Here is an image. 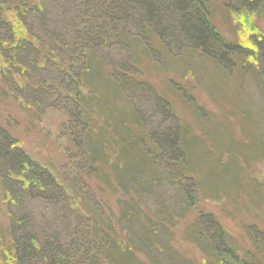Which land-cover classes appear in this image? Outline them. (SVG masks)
I'll return each instance as SVG.
<instances>
[{"label":"trees","instance_id":"16d2710c","mask_svg":"<svg viewBox=\"0 0 264 264\" xmlns=\"http://www.w3.org/2000/svg\"><path fill=\"white\" fill-rule=\"evenodd\" d=\"M59 1L52 20L44 0H0V29L7 33L0 35V99H19L38 116L48 109L61 112L62 135L70 144L65 156L72 171L113 188L124 199L118 202L116 219L106 216L94 193H84L88 185L72 183L67 175L57 178L0 125V195L8 216L7 229H0L1 252L6 264H143L135 251L157 238L146 202L163 183L162 176L175 178L172 182L183 201L194 207L195 192L206 190L200 184L211 190L219 185V176L200 180L201 164L223 167L218 166L223 165L219 156L226 153L231 161L226 167L237 178L236 153L245 158L264 154V101L257 112L250 93L231 86V116L248 125L247 142L238 152L232 139L215 134L218 154L212 160L203 148L198 156L199 136L177 117L167 97L142 78L143 64L171 68L199 50L200 66L195 62L193 69L205 70L209 62L220 73V82L224 74L236 73L240 84L254 79L245 65L255 61L259 76L254 77L264 97V33L251 39L253 48L226 40L211 21L208 0ZM224 7L257 15L264 13V0H225ZM28 20L38 24L42 35L30 30ZM172 91L206 131L210 124L201 116L203 108L184 88ZM156 119L159 125L151 128ZM159 169L165 173L159 174ZM189 173L198 174L199 180L192 177L181 187ZM38 200L67 207L75 217L74 222L59 223L66 242L53 229L55 221L44 224L40 237L31 214L13 209ZM121 222L139 225V230L128 234ZM192 229L204 241L202 250L211 262L261 264L238 253L212 214L198 212ZM262 251L264 258V247Z\"/></svg>","mask_w":264,"mask_h":264},{"label":"rangeland","instance_id":"374dc122","mask_svg":"<svg viewBox=\"0 0 264 264\" xmlns=\"http://www.w3.org/2000/svg\"><path fill=\"white\" fill-rule=\"evenodd\" d=\"M44 2L49 8L48 12L51 13V17L53 15L52 20L55 19V6H58L60 1L44 0ZM208 2L211 9V21L216 30L228 41L253 48L251 47V39L255 41L259 34L264 33V13L241 15L235 13L236 10L233 8L231 10L226 9L224 7L225 0H208ZM27 24L31 31L42 35L36 22L28 20ZM0 35L7 36L5 28L0 29ZM199 55L201 53L197 50L190 57L188 56L189 61H184L182 65L181 63L170 65L171 68L144 63L142 78L149 83L154 91L167 97L177 117L186 125L189 124L194 133L199 136L195 141L196 154L201 156L204 153L201 149L204 148L210 152V158L213 160L215 153H217L215 134L217 137L226 140L232 139L236 144L235 150L238 152L247 142V135L244 133L246 134L245 131L249 130L248 125L231 116L234 94L229 88L233 85H239L243 93H250V99L257 112L263 110L264 97L259 92L254 77L259 76L258 62L256 64L254 61L253 64L247 63L245 65L247 73H251L254 79H242L241 83L238 84L240 76L235 73L224 74L225 80L220 82L216 76L220 73L209 62L204 63V66L207 67L205 70L200 69L202 67L193 69L192 66L195 62L196 65L199 64L200 66ZM180 59L182 60V58ZM178 87L184 88L185 92H188L192 98L191 100L195 102L194 104L203 108L204 112L201 116L203 117L204 114L205 122L210 124L206 131L202 122L196 120L193 114L185 109L180 97L173 95L172 89ZM38 114L40 113L38 112ZM261 117L264 125V115ZM63 120L64 115L59 111L48 109L41 116H38L30 106L19 99L13 100L9 95L5 99H0V125L8 128L11 135L19 142L20 147L37 161L48 164L57 178L60 179L67 175L72 183L77 181L78 184L88 185L87 187L84 186V193L87 196L94 193L96 199L101 202L100 206L106 216H114L116 219L119 210L118 202L120 198L124 199V197L121 193H116L113 188H106L104 184L99 186L87 178H79L76 172L72 171L69 166L70 161L66 160L65 156L66 149L70 144L62 135ZM158 122L159 120L156 119L151 128L157 127ZM190 127L189 131L191 132ZM198 147H200L199 150ZM256 154L258 153L256 152ZM219 157V163H223V165L218 166L223 167L218 169L212 162H210L209 167L200 163V180H204L206 176H209L210 180L219 176V185H217L216 190L215 188L211 190V188H206L205 185L200 184V187L206 190L205 192H201V190L195 192V199H193L195 208L189 207V204L183 201L182 193L178 191V185H174L172 182L176 179H172L171 176L167 179L165 174V178L162 176L163 183L159 187L153 188L151 197L147 199L146 207L148 210L145 212L148 220H150L151 231L155 232L157 238L153 239L149 247L141 245V252L135 251L136 256L143 264H215L210 261L211 257L208 253L202 250L204 241L201 243L192 229L196 225L198 212L210 213L215 217L216 221L225 229L228 238H230V244L236 246L239 254H244V256L248 254L250 259L255 258L264 264V258L261 254L264 247V239H262L264 238V154H251L245 158L236 153L234 163L239 167L237 178L230 175V169L226 167L231 163L226 153ZM75 162L77 161L75 160ZM158 171L159 174L165 173L164 170L160 172L159 169ZM188 175V178L186 177L181 182V187L189 184V179L192 177L199 180L198 174L189 173ZM5 208L0 195L1 230L7 229L8 226ZM64 208L68 209L61 205L52 206L41 200L25 202L19 209L13 207L14 211L19 214H31L35 220V230L40 237L42 229L44 230V224L55 221L56 224L53 229H56L57 234L65 241L66 234L63 231V226L59 223L64 219L74 222L75 217ZM121 225L123 228H127L128 234L129 230L133 232L139 230V225L136 224H128L126 227L121 222ZM53 229L52 231H54ZM1 248L2 246L0 247V263L6 264V256L1 252L4 248Z\"/></svg>","mask_w":264,"mask_h":264}]
</instances>
